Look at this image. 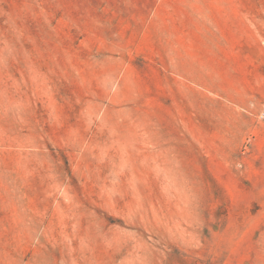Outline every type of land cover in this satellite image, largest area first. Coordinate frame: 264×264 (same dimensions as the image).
<instances>
[{"label": "rangeland", "instance_id": "obj_1", "mask_svg": "<svg viewBox=\"0 0 264 264\" xmlns=\"http://www.w3.org/2000/svg\"><path fill=\"white\" fill-rule=\"evenodd\" d=\"M0 264H264V0H0Z\"/></svg>", "mask_w": 264, "mask_h": 264}]
</instances>
